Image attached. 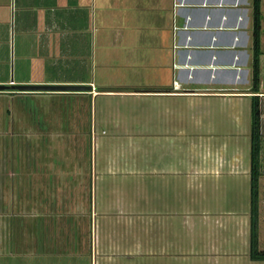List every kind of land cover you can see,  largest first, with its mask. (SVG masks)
Here are the masks:
<instances>
[{
  "label": "crops",
  "instance_id": "obj_1",
  "mask_svg": "<svg viewBox=\"0 0 264 264\" xmlns=\"http://www.w3.org/2000/svg\"><path fill=\"white\" fill-rule=\"evenodd\" d=\"M253 2L0 0V56L23 34L31 39L27 46L38 53L53 44L59 64L76 63L89 43L83 33L90 31L100 11L110 64L137 65L144 76L138 85H130L132 89L102 92L144 99L156 105L161 118L184 114L174 105L183 102L195 117L224 118L235 141L234 157L213 164L183 167L167 161L143 166L131 160L92 164L91 214L97 216L96 230L103 235L97 233L91 244L92 255L97 260L100 256L101 264H223L224 259L231 264L237 260L264 264L250 255L251 198L244 207L227 208L219 200L228 195L218 190L223 177L238 176L242 170L250 180V161L244 166L237 152H242L244 143L251 150L252 102L257 98L262 135L259 247L264 249V0H260L257 84ZM39 55L43 62L48 52ZM62 82L86 83L92 89L77 92L92 96L100 92L93 81ZM230 143L223 141L222 149L229 150ZM208 181L218 188L212 198L204 188ZM111 191L116 196L109 200ZM222 229L227 231L218 236Z\"/></svg>",
  "mask_w": 264,
  "mask_h": 264
},
{
  "label": "rangeland",
  "instance_id": "obj_2",
  "mask_svg": "<svg viewBox=\"0 0 264 264\" xmlns=\"http://www.w3.org/2000/svg\"><path fill=\"white\" fill-rule=\"evenodd\" d=\"M89 30L83 33L89 43L83 47L81 62L59 64L53 44L39 50L48 52V59L40 62L38 50L27 46L31 39L23 34L0 56V80L7 81L0 84L79 85L62 81L84 79L100 91L94 96L70 91L0 92V264L103 262L92 255L91 244L102 232L96 230L97 216L91 214V166L96 162L131 160L152 166L168 161L185 167L235 155V141L224 118L195 117L183 102L174 105L184 114L161 118L156 105L144 99L102 92L132 89L130 85H138L144 76L137 65L110 64L100 11ZM211 123L223 125L212 128ZM223 141L231 142L229 150L222 149ZM242 147L237 154L247 166L250 148L245 143ZM236 176L223 177L221 189L216 188L228 195L219 200L223 207L249 203L250 180L244 170ZM206 186L212 198L216 189L210 181ZM109 195V200L116 196L112 191ZM223 264L231 261L224 259Z\"/></svg>",
  "mask_w": 264,
  "mask_h": 264
},
{
  "label": "trees",
  "instance_id": "obj_3",
  "mask_svg": "<svg viewBox=\"0 0 264 264\" xmlns=\"http://www.w3.org/2000/svg\"><path fill=\"white\" fill-rule=\"evenodd\" d=\"M254 82L259 81V41H260V22L261 10L260 0H254ZM254 99V98H253ZM261 148L262 135L260 132V106L257 98L252 102V121H251V150H250V184H251V233H250V255L252 259L264 260V249L259 248V183L261 176Z\"/></svg>",
  "mask_w": 264,
  "mask_h": 264
},
{
  "label": "water",
  "instance_id": "obj_4",
  "mask_svg": "<svg viewBox=\"0 0 264 264\" xmlns=\"http://www.w3.org/2000/svg\"><path fill=\"white\" fill-rule=\"evenodd\" d=\"M15 89L17 91L22 92H34V91H84V90H91V86L87 85H46V84H40V85H3L0 84V91L6 90V89Z\"/></svg>",
  "mask_w": 264,
  "mask_h": 264
}]
</instances>
